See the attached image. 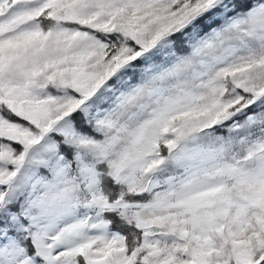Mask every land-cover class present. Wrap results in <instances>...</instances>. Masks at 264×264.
<instances>
[{
  "label": "snow or ice",
  "instance_id": "1",
  "mask_svg": "<svg viewBox=\"0 0 264 264\" xmlns=\"http://www.w3.org/2000/svg\"><path fill=\"white\" fill-rule=\"evenodd\" d=\"M0 264H264V0H0Z\"/></svg>",
  "mask_w": 264,
  "mask_h": 264
}]
</instances>
